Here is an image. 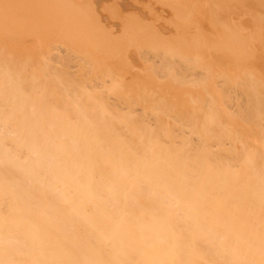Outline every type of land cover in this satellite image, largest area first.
<instances>
[{
  "label": "bare ground",
  "instance_id": "6f19581e",
  "mask_svg": "<svg viewBox=\"0 0 264 264\" xmlns=\"http://www.w3.org/2000/svg\"><path fill=\"white\" fill-rule=\"evenodd\" d=\"M113 1L0 0V264H264V0Z\"/></svg>",
  "mask_w": 264,
  "mask_h": 264
},
{
  "label": "rangeland",
  "instance_id": "374dc122",
  "mask_svg": "<svg viewBox=\"0 0 264 264\" xmlns=\"http://www.w3.org/2000/svg\"><path fill=\"white\" fill-rule=\"evenodd\" d=\"M61 1H62V0H61ZM129 1H130V2H136V1L138 2V0H135V1L129 0ZM149 1L153 2V5H152L151 2H150V4L152 5L151 7L155 6V4H156V5H160V4H161L162 6H156V7H164V9L166 8L165 11H166L167 9L170 10V11H172V10L170 9V5L173 4V3L176 4V5H179V4H177V2L179 1V2H180V5H179L180 9H179V11H182V12L180 13L181 15H184L185 12L183 11V8H184V10L186 9V7H185L186 5H185V4H187V2H188L187 0H186L187 2H186L185 0H176L175 2H171V3L168 1L169 4H167V1H164V0H159V1H158V0H153V1H152V0H139V2H141V3H145V5L147 4L146 6L150 9V7H149L150 4H148ZM163 1H164V2H163ZM59 2H60V1H59ZM83 2H84V1H83ZM113 2H114V7L111 8V11H112V10H117V9L119 8V6H120V5H118L119 0H114ZM139 2H138V3H139ZM165 2H166V5H163V4H165ZM182 2H183V5H181ZM79 4H80V3H79ZM148 8H146V9L148 10ZM34 9H35V8H34ZM162 9H163V8H160V11H161ZM133 10H134V9H132L131 11H133ZM150 10H151V12H154L153 15L151 14V15H152L151 17H152V19H153L152 24H153V22H154V18L158 19L157 16H159V17H160V16H161V17H165V16H166L165 19H166L167 21H169L168 23H169V24L172 23L173 20H171V19H173L172 15L174 16V13H173V12L170 13V11H166V12H168V13H170V14H166V15H165V14H163L165 11H161V13H160V11H159V14H157L156 12H158V11H157V9L154 10V7L151 8ZM150 10H149V12H150ZM162 12H163V13H162ZM166 12H165V13H166ZM105 15H106V16H110V15H107V14H105ZM168 15H171V17H169L170 20H169V18H168ZM114 16H116V15H114ZM117 22H118V21H117ZM175 22H176V23L178 22V25H179V23H180V25H181L180 30H182V27H183V25H182V24H183V21L179 20V17H178V18H176ZM106 25L109 26V23H106ZM169 26H170V25H169ZM188 26H189V25H188ZM184 27L186 28L187 25L184 26ZM158 29H159V28H158ZM121 30H122V28H121ZM170 30H172V29L170 28ZM111 31H112V27L110 28V30H108L107 32L104 33V34H106V35H105L106 38L104 37L105 40H108V39H109V38H107V37H108V35H110L109 33H112ZM108 32H109V33H108ZM99 39H101V38H99Z\"/></svg>",
  "mask_w": 264,
  "mask_h": 264
}]
</instances>
